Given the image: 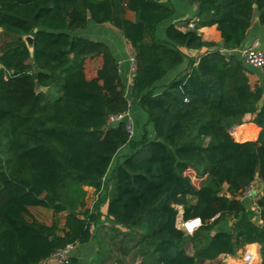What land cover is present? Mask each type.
Masks as SVG:
<instances>
[{"label":"trees","instance_id":"obj_1","mask_svg":"<svg viewBox=\"0 0 264 264\" xmlns=\"http://www.w3.org/2000/svg\"><path fill=\"white\" fill-rule=\"evenodd\" d=\"M181 1L198 6L197 19L167 26L161 39L158 27L176 13L161 0H0V264H42L87 245L103 217L129 231L122 234L141 231L132 250L142 264H203L255 243L264 264V225L243 201L256 179L264 182V83L251 84L236 53L256 14L264 26V0ZM90 22L112 25L133 50L130 98L146 121L139 142L125 122L110 123L132 102L110 48L78 35ZM213 26L221 45L199 32ZM182 49L209 51L188 58ZM247 116L261 133L237 142L230 130ZM126 147L109 190L105 178ZM86 187L99 194L93 211L85 210ZM256 204L264 222V196ZM32 208L52 211V224L32 217ZM180 217L203 226L186 235Z\"/></svg>","mask_w":264,"mask_h":264},{"label":"crops","instance_id":"obj_2","mask_svg":"<svg viewBox=\"0 0 264 264\" xmlns=\"http://www.w3.org/2000/svg\"><path fill=\"white\" fill-rule=\"evenodd\" d=\"M161 2L165 4L169 3L173 5L176 13H175V16L171 20L162 23L158 27V30H157L158 38L162 39L165 37L164 30L169 25H179L184 21H190V20L197 19L196 16L198 13V6L195 4L185 3V2H182L181 0H161ZM128 17H130V19H133L134 14L129 13ZM89 27L90 29L100 28V29L112 31L113 33L119 34L123 37V35L110 24L96 25L93 22H90L87 29H89ZM199 32L202 35L204 41L209 42V43H215L217 45L222 44L221 34L217 30L216 26L202 28ZM82 37H85V36H82ZM85 38H88V37H85ZM123 40L129 45V47H131L124 37H123ZM255 42H259L260 47L264 50V26L260 25L258 14H256V17L252 23V26L248 32L247 38L243 46L252 45ZM182 51L185 53V55L188 58H198L204 53H206L207 51H209V49H203L202 51H191L188 49H182ZM239 51L240 49L236 51V53L239 54ZM97 61H98V67L94 68L95 70H97L101 65V60H97ZM124 66L126 70H128L130 67L128 63H125ZM246 67L248 68V71L250 72L249 77H250L251 84L253 86L257 84L261 85L264 83V75H263L262 70L255 69L247 65ZM186 68H187V63H185L180 68L174 70L173 72H171L158 85L161 86L163 89V86L171 82L179 73H182ZM133 103H131L132 108L133 106L135 107L136 105H138L139 107L138 109L139 110L141 109L138 102L134 101ZM253 118L254 117L252 116H247L241 124H236L232 127L231 134L233 138L235 139V141L237 142L256 141L259 138L261 129L257 127L254 123H252ZM243 126H249L250 131H252V134L248 136L247 131L245 132L243 130H238L237 131L238 133L236 134H238L241 137L238 139L235 138L233 135L234 131ZM251 188L253 189L251 192V196L245 199L246 201L245 205L249 210L256 212L257 216L255 218V222L256 224L262 226L264 225V222L262 221L259 215V210H258L256 202L261 197L264 196V182L259 179H256L253 185L251 186ZM102 211L104 215L107 213V205L104 206V210ZM103 224L105 226L111 224L112 226L121 228L120 226H116L112 224L109 220H107L104 217H103ZM141 234L142 233L140 232L139 235ZM96 239H97L96 240L97 242L94 245H92V247H89L91 242L87 245L77 246L80 252L85 251L88 248H89V251L86 253H82V255L80 256H74V260H76V264H142V258H140L139 256L136 257V254H134L135 251L132 250L134 249V246L139 239L138 235H126V234H120L119 232L116 234L115 233L112 234L108 232V228H106L103 232L97 235ZM252 245H256L259 248V251H260L259 254H260V259H261V246L257 243L252 244ZM125 250H126V253H125ZM240 254L241 252L237 253V255L235 256H240ZM54 258L55 256L43 262L42 264H54V261H53ZM224 259H225V256H222L217 261H212V262L208 261L203 264H223Z\"/></svg>","mask_w":264,"mask_h":264},{"label":"rangeland","instance_id":"obj_3","mask_svg":"<svg viewBox=\"0 0 264 264\" xmlns=\"http://www.w3.org/2000/svg\"><path fill=\"white\" fill-rule=\"evenodd\" d=\"M78 35L79 36H85V37H88L92 40L102 42L110 48L114 57L116 58V60L118 61L119 65H120L122 77H123L124 82H125L126 87H127L128 99L133 103L134 101H132L130 98L131 81H132V78L134 75L133 51H132L131 47H129V45L123 40V37L119 34L113 33L112 31H108V30H104V29H100V28L90 29V27H89V29L84 30V32H81ZM125 63H128L130 66L128 70L125 69V66H124ZM97 67H98V61H94V62L90 63V65H89L90 71L94 68H97ZM160 90H162V87L158 85V91H160ZM138 108H139L138 105H136L135 107L133 106V108L131 107L130 112L128 113L127 117L124 118V121H123L127 124V128L131 134V138L135 142H139L143 138L144 128L146 126L145 125L146 124L145 116H144L143 112L141 111V109L139 110ZM113 124H116V123H111V125H113ZM147 130L149 131V138L154 139L155 135H154L152 128L147 126ZM230 132H232V130H230ZM234 133H238V132L236 131ZM129 153H131L130 148L126 147V148L122 149L117 154V156L115 157L112 169L110 170V172L108 173V175L106 176L105 181H104V186L109 188V190L111 189V184L109 183V181L112 178L113 170L119 164L122 163L124 156H127ZM187 175L192 178L193 184L196 187H199L201 185L202 180L196 178V174L194 171H192V170L188 171ZM85 190L87 192L86 199H85V210L93 211L95 205L98 203L99 194L96 192V190L94 188H91V187H86ZM252 190L253 189L251 188L243 196V201L245 203H246L245 199L248 198V196H251ZM107 192L108 191H105V194ZM83 210H81L80 214L84 213ZM102 210H104V207L102 208ZM31 215H32V217H34L39 222L47 224V225H51L53 220L55 219V216H54L52 211L42 209V208H32L31 209ZM67 215L68 214H61L60 216L57 217V220H58L61 228L64 227ZM225 226L227 228L231 227V221L227 222ZM106 228H108V232H110L112 234H114V233L116 234L118 232L120 234H122L124 232H129L128 230L112 226L111 224L105 226L103 224V220H102L101 225L94 226L92 228L93 240L90 244L91 246L89 245V247H92V245H94L97 242L96 241L97 235L99 233L103 232ZM140 232H141L140 230H135L133 232V234L136 235V234H139ZM71 248L72 249L69 253V256H70L69 260L74 259V256H80V255H82V253H86L89 251V248L86 249L85 251H82V252H80V250L78 249L77 246H73ZM187 249L191 254L194 253V248H193L192 244H189L187 246ZM136 252L137 251H135L134 254H136ZM53 261L55 262L56 258H54Z\"/></svg>","mask_w":264,"mask_h":264},{"label":"built area","instance_id":"obj_4","mask_svg":"<svg viewBox=\"0 0 264 264\" xmlns=\"http://www.w3.org/2000/svg\"><path fill=\"white\" fill-rule=\"evenodd\" d=\"M190 27L192 28V25ZM239 55L247 66L253 67L258 70L264 69V50L260 47L259 42H255L252 45L243 46L239 51ZM133 63L135 67L134 58H133ZM127 115L128 113L117 117H112L110 119V123L123 122L124 118L127 117ZM202 226L203 223L199 218L184 221L182 217H180L177 223L178 229H180L186 235L189 236H193ZM71 247L72 246H69L66 250L59 252L55 256L56 261L54 262V264H69L70 263L69 253L72 249ZM240 252H241L240 256L225 255L223 264H260L261 262L260 254H259L260 251L256 245H252V244L248 245Z\"/></svg>","mask_w":264,"mask_h":264},{"label":"water","instance_id":"obj_5","mask_svg":"<svg viewBox=\"0 0 264 264\" xmlns=\"http://www.w3.org/2000/svg\"><path fill=\"white\" fill-rule=\"evenodd\" d=\"M255 7H256V6H255ZM37 31H38V30L35 29V32H37ZM25 41L27 42L29 49L32 50V49H33V38H32V37H27V38H25ZM38 72H39V71H37V73H38ZM37 88H39V85H37Z\"/></svg>","mask_w":264,"mask_h":264}]
</instances>
